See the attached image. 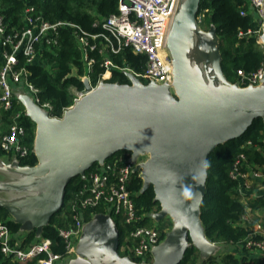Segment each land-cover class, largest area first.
Masks as SVG:
<instances>
[{
    "label": "water",
    "instance_id": "water-1",
    "mask_svg": "<svg viewBox=\"0 0 264 264\" xmlns=\"http://www.w3.org/2000/svg\"><path fill=\"white\" fill-rule=\"evenodd\" d=\"M200 1L185 0L168 36L167 48L172 58L174 77L171 85L173 93L169 84L143 83L128 73L129 84L101 81L93 88L88 78H85L82 97L73 103L72 109L64 112L62 120L50 116L33 99L25 101V114L35 122L40 138L49 129L59 132V137L74 133L75 139L64 153L66 159L75 154L82 139L93 135L80 148L84 160L77 166L47 175L25 186L0 183L7 188L22 190L42 182H59L49 193L58 207L54 206L43 221L36 225V235L49 217L61 207L66 185L73 176L84 177L85 171L94 162L101 164L114 152L127 150L130 151L132 162H136L139 155L147 154L145 161L136 163L134 172H138L142 179L141 190L152 185L154 199L159 201V211L154 212L152 217L159 219L169 214L173 225L163 241L152 248L153 261L142 263L133 261L129 256L119 255L116 224L107 214L98 213L87 226L88 229L100 227L102 230H111L112 259L119 264H177L189 246L196 247L202 254L212 251L215 243L205 237L200 220L207 158L218 144L240 136L255 118L264 119V74L260 85H248V89L233 97L203 98L187 70L186 55L190 46L180 54L176 49L182 26L192 22L191 43L196 38L207 41L217 52L220 66L218 38L214 28H209L206 33L197 30ZM233 84L239 85L236 82ZM28 103L41 110L42 121L31 116ZM43 120H52L54 123L46 124L45 131H41ZM49 144L54 145L53 142ZM13 220L21 223V228L32 226L31 221L18 217ZM102 233H98L94 240L105 243ZM195 235L206 244H197ZM92 255L90 252L78 253L71 264H100L101 257L94 261Z\"/></svg>",
    "mask_w": 264,
    "mask_h": 264
},
{
    "label": "trees",
    "instance_id": "trees-1",
    "mask_svg": "<svg viewBox=\"0 0 264 264\" xmlns=\"http://www.w3.org/2000/svg\"><path fill=\"white\" fill-rule=\"evenodd\" d=\"M28 6H33L45 19L70 21L88 33L107 34L101 22L110 14L117 12V0H0V15H3L7 32L23 26L22 13ZM241 9L245 10V15L240 14ZM197 16L201 17L200 24L206 29L214 28L215 30L218 38L220 67L228 80L239 84L236 73L238 69L248 74L255 72L263 65L264 47L257 42L259 23L255 11L246 0H201ZM95 22L98 23L95 24ZM240 32L243 35H239ZM95 42L98 47L101 46L102 37H97ZM16 56L15 68L27 69V81L37 89L39 102L51 105L49 115L53 117H60L65 108L73 103L74 91L83 89L81 77L84 74H87L91 86H96L101 81L129 84V72L123 68H130L134 73L140 74L144 70L146 61L144 55L134 53L126 45H122L117 53L110 50L99 53L98 49H95L89 52L93 63L87 71L80 46L71 27L60 29L56 45L37 43L36 55L32 61L27 62L22 52H17ZM107 58L113 66L109 67L110 75L107 73L106 76H109L103 79L102 75L106 70L103 62ZM2 60L0 46V66ZM138 78L144 80L141 76ZM19 109H22L21 106L14 103L10 109L2 110L8 125ZM17 120L24 128L22 140L29 149L26 156L17 157L18 163L22 166H33L37 161L32 150L35 123L23 110ZM3 153L6 152L0 149V154ZM239 153L245 154L248 164L253 169L264 172V119L255 118L240 136L218 144L208 155L205 190L200 204V220L205 237L215 244L224 242L233 246L246 238L251 223L243 221L242 216L248 207L253 211L264 212V194L252 197L246 202L237 195L238 181L230 177L229 171ZM129 155L130 151L118 150L105 161L124 159ZM96 166L98 162H94L85 171V175ZM84 182L85 179L81 175L73 176L68 181L61 207L49 217L38 236L35 230L27 232L19 243L20 247L25 248L42 238H48L54 252L62 256L68 253L58 230L61 227H68V224L73 222L71 201ZM141 187L142 179L138 172H133L127 188L131 193L137 215L142 216L138 224L157 228L160 241L164 238L165 232L162 227L152 224L150 216L154 210L159 209V201L154 199L152 185L144 190H141ZM85 210L87 215L90 214L89 212L110 213L118 230L117 251L121 256L129 255L136 262L149 258L147 255L134 256L129 251L128 245L132 243L129 231L132 226L124 223L119 215H114L113 210H108L104 204ZM0 220L7 225L14 241L15 235L21 229V223L7 219L6 210L1 205ZM255 238L260 236L257 235ZM197 254V248L189 246L177 264H198ZM42 256L44 255H37L22 264H38V259ZM223 259V264H264V258L260 254L244 247H241L237 253H226ZM210 261L214 262L213 259ZM0 264L20 263L0 251ZM199 264H203V261Z\"/></svg>",
    "mask_w": 264,
    "mask_h": 264
},
{
    "label": "built area",
    "instance_id": "built-area-1",
    "mask_svg": "<svg viewBox=\"0 0 264 264\" xmlns=\"http://www.w3.org/2000/svg\"><path fill=\"white\" fill-rule=\"evenodd\" d=\"M256 13L259 23L257 30V42L264 47L261 36L264 30V0H246ZM180 0H117V12L110 14L101 22L106 30L104 33H88L78 25L65 20L50 21L37 13L33 6L25 7L22 13L23 26L7 32L3 15H0V46L2 47V64L0 66V108L8 110L14 102L15 87H22L32 94L33 101L42 109L49 112V103H40L37 97V89L27 81V69L15 68L17 64V52H22L26 61L30 62L36 55V44L56 45L59 31L62 28L71 27L80 46L83 60L87 71L93 63L89 52L98 49L99 53L107 50L117 53L122 45L130 47L136 54L146 57L145 67L142 73H134L130 68L123 70L132 73L136 77L141 76L143 83L155 82L169 84L173 82V66L170 52L167 48L168 36L177 12ZM245 15V10H240ZM198 21H199V17ZM98 22H95L97 24ZM94 24V25H95ZM250 31H248L249 33ZM243 35V33H239ZM102 37L101 46H97L95 39ZM106 67L102 78L110 75L109 67L113 66L107 58L104 60ZM109 74L106 76V74ZM241 85H260L264 74L263 65L252 73L243 70L236 71ZM88 78L84 74L82 81ZM89 80V78H88ZM94 87V86H92ZM83 95L82 90L74 91L73 102ZM22 113L19 109L13 116L5 131H0V149L12 153L16 157H24L28 154V146L23 142L24 128L18 123V117ZM137 162H132L130 157L115 159L111 162L104 161L90 171L83 178L85 182L79 188L71 201L73 212V225L61 227L58 232L66 244L67 252L73 251L72 240L81 225L78 216L79 211L94 208L104 204L108 210H113L114 215H119L122 221L132 228L129 231L131 245L129 251L134 256H144L149 253L159 242V230L154 226L139 225L142 216L137 215L131 193L127 188L134 167ZM139 175V174H138ZM232 179L238 181L236 192L238 197L246 202L248 199L264 193L252 192V185L260 184L264 180V172L253 169L247 162L244 153H239L229 171ZM258 210H255L257 213ZM248 207L242 219L251 223L246 238L242 239L237 246L238 251L244 247L254 251L264 258V221L254 219L250 215ZM258 215V214H257ZM260 238H255V236ZM0 251L22 264L27 260L43 254L38 259V264H55L62 255L51 249V241L42 238L38 242L22 248L12 237L7 225L0 220Z\"/></svg>",
    "mask_w": 264,
    "mask_h": 264
},
{
    "label": "crops",
    "instance_id": "crops-1",
    "mask_svg": "<svg viewBox=\"0 0 264 264\" xmlns=\"http://www.w3.org/2000/svg\"><path fill=\"white\" fill-rule=\"evenodd\" d=\"M200 39L198 43V39L196 38L194 42L191 43L190 47L187 50L186 55V64L188 73L193 80V82L197 85L200 93L203 98H230L245 89H248L249 86H235L233 82L228 80L225 75L222 73L219 66V59L217 52L210 46V44L204 39ZM98 85V84H97ZM96 87V86H94ZM93 87V88H94ZM24 90L22 87H15L14 97L17 105L21 106V110L26 112V108L24 106L25 101L32 99V94ZM82 97V96H81ZM80 97V98H81ZM74 103V102H73ZM73 103L65 108L62 115L58 117V119L62 120L65 111H69L73 108ZM52 120L44 121L40 124V129L43 131L46 124H51ZM58 122V121H57ZM35 123V122H34ZM8 127V122L4 118L2 114V109L0 108V131H5ZM50 130V129H49ZM45 131V134L40 138L37 130V126L35 124L33 142H32V150L37 157V161L33 166H22L18 163V159L16 155L12 153H3L0 154V183L7 184L10 186H25L26 184L33 182L37 179L45 177L47 175H53L60 171H64L66 169L73 168L80 164L84 159V153L80 151L83 143L91 140L93 135L88 138H84L81 140L79 144V148L75 152V154L70 158L66 159L64 157V153L69 149V146L74 141V133H67L65 137H59V132ZM49 142H53V146L49 144ZM130 156V155H129ZM147 154L139 155L136 162H143L147 159ZM140 158V159H139ZM59 182H42L35 187L29 188L27 190H31L40 196L46 197L47 193H51L53 188L58 186ZM252 192H261L264 193V180L260 184L252 185ZM52 197V196H51ZM56 201L54 199L50 200V203H46L35 216L31 218L28 217L27 213L30 209H24L18 213H10L9 209L4 206L3 202L0 200V205L3 206L6 210V218L14 219L18 217L20 219H24L26 221H32V226L25 227L24 230H21L15 235V241L20 243L24 238L25 234L31 230L36 229V225L40 224L43 219L48 215L51 209L54 207ZM159 209L154 210L150 216L152 218V224L155 226H160L163 228L165 234L171 230L172 228V217L169 214H166L159 219H155L152 217V214ZM86 210H81L78 213V216L81 221V225L78 229L77 234L73 237L72 242H75V246H73V251L67 253L62 256L55 264H71L73 260L76 258L78 253H94L100 251L102 253L100 264H119L114 261L111 257V245L113 241L112 232L109 229L102 230L100 227L94 229H88L87 224L92 221L98 213L107 214L111 219L112 216L109 212H89L87 215ZM4 215V213H2ZM258 214V215H257ZM250 215L257 219L259 215H263L264 212L258 210L257 213L251 210ZM73 219V215H71ZM88 217V218H87ZM114 220V219H113ZM74 221V219H73ZM264 221V220H263ZM73 225V222L68 224V227ZM102 238L105 243H99L97 240H94L98 233H101ZM35 234L36 231H35ZM38 236V235H36ZM165 237V236H164ZM164 239V238H163ZM162 240L158 242L161 243ZM123 249V248H121ZM120 255V254H119ZM149 256L148 259H144L140 262L142 263H151L153 261V256L151 251L146 254ZM144 255V256H146ZM94 256H96L94 254ZM92 256V257H94ZM129 256V255H126ZM130 257V256H129ZM131 258V257H130Z\"/></svg>",
    "mask_w": 264,
    "mask_h": 264
},
{
    "label": "rangeland",
    "instance_id": "rangeland-1",
    "mask_svg": "<svg viewBox=\"0 0 264 264\" xmlns=\"http://www.w3.org/2000/svg\"><path fill=\"white\" fill-rule=\"evenodd\" d=\"M184 2L185 0H182L181 4L179 5L178 11L174 18L175 21L179 17L182 11ZM200 20H201L200 16H199V21H198V18H196L197 30L204 31L206 33L208 29H206L202 24H200ZM197 41L199 43L200 39H198ZM170 88L173 93L174 92L173 87L171 86ZM27 189L21 190V189H16V188H7V187L0 185V200L1 202H3V204L6 205L10 213H18L24 209H30L28 210L27 215L29 218H31L32 216H35L38 212H40L41 208L46 203H50V200L52 199L50 194H47L46 197L44 198V196H40L34 192H31V190H27ZM54 206L58 207L57 204ZM257 219L263 221L264 220L263 215H259ZM24 229L25 227L22 226L21 230H24ZM75 245L76 244L73 241L72 246H75ZM233 252L235 253L238 252V248L236 245L232 246L224 242L216 243L214 244L212 251L209 253L202 254L198 250V254H197V257L199 259L198 264L200 263V261H203V264H223L224 255L226 253H233ZM210 259H213L214 262L210 261Z\"/></svg>",
    "mask_w": 264,
    "mask_h": 264
},
{
    "label": "bare ground",
    "instance_id": "bare-ground-1",
    "mask_svg": "<svg viewBox=\"0 0 264 264\" xmlns=\"http://www.w3.org/2000/svg\"><path fill=\"white\" fill-rule=\"evenodd\" d=\"M192 35H193V25H192V22H187L185 23L181 30H180V34H179V37L177 39V53L180 54L181 52H183L184 50H186L190 44H191V41H192ZM261 41L264 43V34L261 36ZM28 108H29V113L31 114V116H33L35 119L42 121L41 120V115H42V112L41 110L37 109L35 106H33L32 104L28 103ZM195 234H197L195 232ZM195 241L197 244L199 245H205L206 243L201 240L199 238L198 235H195ZM96 252L93 253L92 256H94V254L96 256L92 257L91 256V259L92 260H96L98 261V258L99 257H102V253L100 251H97L95 250Z\"/></svg>",
    "mask_w": 264,
    "mask_h": 264
}]
</instances>
